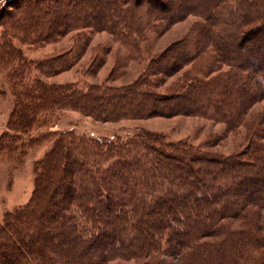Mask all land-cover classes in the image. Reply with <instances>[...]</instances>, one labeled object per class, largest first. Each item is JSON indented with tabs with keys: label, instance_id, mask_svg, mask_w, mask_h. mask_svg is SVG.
<instances>
[{
	"label": "trees",
	"instance_id": "1",
	"mask_svg": "<svg viewBox=\"0 0 264 264\" xmlns=\"http://www.w3.org/2000/svg\"><path fill=\"white\" fill-rule=\"evenodd\" d=\"M18 1L0 43L15 134L5 132L0 149L15 151L17 134L36 128L46 130L23 147L54 143L36 164L29 204L0 225V264H264V0H93L88 11L75 4L91 0ZM189 17L198 21L185 37L152 53ZM72 32L68 47L44 58L27 59L12 42L45 48ZM99 33L127 52L105 83L48 82L78 65ZM108 54L93 48L83 74L95 76ZM128 59L147 61L143 72L110 85ZM67 112L100 122L194 117L225 135L195 145L147 130L126 139L49 131ZM227 135L240 138L239 151L215 152ZM46 198L52 227H37Z\"/></svg>",
	"mask_w": 264,
	"mask_h": 264
},
{
	"label": "rangeland",
	"instance_id": "2",
	"mask_svg": "<svg viewBox=\"0 0 264 264\" xmlns=\"http://www.w3.org/2000/svg\"><path fill=\"white\" fill-rule=\"evenodd\" d=\"M10 1L11 0H0V43L6 40L5 36H8V31L3 21L5 20L6 12L13 10L9 6L20 4L18 0ZM40 1L42 3L44 0ZM96 4L97 3L93 0L83 1L79 2V4H75V8L77 7L80 11H88L91 6H95ZM93 11H101L102 16H105L104 7L102 9L96 7ZM66 21L69 20H66L65 16H63L61 23L63 24ZM197 21L198 19L196 17H189L185 21L175 24L164 36L154 40L153 47L151 48L152 53L156 54L163 52L173 42L181 40V38L185 37L191 31L192 25ZM74 34L75 33L72 32L59 44L47 45L45 48L31 47L29 43H22L17 39H13L12 42L17 49L22 51L27 59H37L58 54L60 50L65 49L71 44V36ZM98 45H106L109 50V54L106 57L107 64L95 76H86L83 74L82 70L91 58L92 49ZM124 59H127L125 48L114 43L113 38L107 33H99L94 35L91 47L78 65L66 72L48 78V82L51 84H63L79 80L81 83L85 82V84H100L107 81L115 60ZM146 63L147 61L140 63L129 59L125 62L121 61V64H123L120 68V71H122L121 76L118 73L115 74V76L113 75L114 78L117 77L115 79L111 77L109 84L120 87L132 83L143 72ZM3 66L5 65H1L0 62V138L5 132H10L11 135L15 134V132L9 131L7 127V121L13 108V98L9 87V81L6 78L7 71ZM172 80L173 79H171L170 82H172ZM58 119V121L53 123L49 131L55 133L72 131L79 136L93 135L95 138L112 139L118 137L126 139L134 136L139 131L147 130L162 134L170 141L176 142L178 140H184L195 145L209 137H214L217 134H224L225 130L224 126L215 124L206 119L186 116L100 122L77 112H67L63 116L61 115V117H58ZM45 130L46 128H36L31 131L29 135L35 136ZM17 135L22 138V145L19 144L17 149L13 148L15 151L10 152L0 149V225L3 223L4 217L8 212H12L29 204L36 185V164L44 158L54 143V139L50 138L31 148H29V146L23 147L24 144H27V139L30 136L28 134ZM240 148V138H233L231 135H227L218 145L213 147V150L227 155L239 151ZM41 203V209L44 208L45 211L48 210V213L41 215V217L37 219L38 222H33V225L37 227L49 225L48 227L50 228L52 227V223L50 224L51 219L54 217L51 215V211H49L50 200L46 198V200L41 201ZM56 219L59 218L56 217ZM114 223L121 224L118 219H116ZM57 231L61 233L60 230ZM26 235L29 238H37L32 231H28ZM10 237H14V235L11 233ZM45 240L46 239H40V243L46 246L47 243ZM54 240L55 238L52 239L51 242ZM9 241L12 244L14 243L11 239ZM13 264H23V261L16 258ZM112 264L135 263L116 262Z\"/></svg>",
	"mask_w": 264,
	"mask_h": 264
}]
</instances>
